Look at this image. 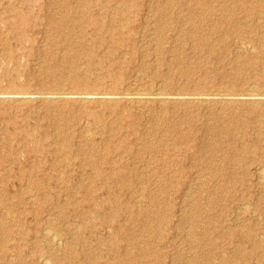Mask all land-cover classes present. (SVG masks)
<instances>
[{
  "label": "rangeland",
  "instance_id": "obj_1",
  "mask_svg": "<svg viewBox=\"0 0 264 264\" xmlns=\"http://www.w3.org/2000/svg\"><path fill=\"white\" fill-rule=\"evenodd\" d=\"M58 2L82 0H0V97L10 95L0 98V264H39L37 256L47 251L57 255L56 264H116L134 256L140 264H264V183L257 176L264 167L263 100L193 99L168 103L163 112L155 103L137 110L125 100L64 105V99L39 97L60 89L150 91L159 81L167 92L264 94V0H131L139 5L126 24L133 33L126 28L113 53L102 40L117 35L106 31L101 39L92 27L81 37L62 35ZM178 2L185 4L172 9L169 3ZM193 2L220 8L200 24L203 36L218 28L208 46L196 47V38L184 33L198 20L186 19ZM240 2L252 4V13ZM15 8L29 20L21 33ZM122 139L126 151L111 146ZM116 162L120 167L112 170ZM121 169L124 184L106 178ZM83 186L100 203L101 220L64 258L66 250L41 235L44 217L51 215L60 232L73 231L80 220L75 210L67 205L62 212L71 215L61 218L55 207ZM89 208L75 209L85 215ZM114 214L130 237L117 248V234L107 229Z\"/></svg>",
  "mask_w": 264,
  "mask_h": 264
},
{
  "label": "bare ground",
  "instance_id": "obj_2",
  "mask_svg": "<svg viewBox=\"0 0 264 264\" xmlns=\"http://www.w3.org/2000/svg\"><path fill=\"white\" fill-rule=\"evenodd\" d=\"M26 3L28 4L29 8L32 7V5H33L32 2H26ZM58 3L63 6V14L60 17V19L56 22V24H57L56 29H58L62 35H64L66 37L68 33L74 32V33L78 34V36L81 37L84 35L87 27H92L93 34L95 35L96 38L99 37L101 39V34L104 31L108 32L109 36L117 35L116 40H113V41H111V40H105L104 41V39L102 40V43H106L108 45V47L110 48L109 49L110 53H113L116 50L114 48V46H116L115 44L122 45V43L124 42V33H125L124 31L127 28L126 24H129L131 22L132 16L134 17L135 12H136V15L139 14V10H138L139 5L136 2H131V0H124V2H122L123 4H121V5H113V4H111V2H107L106 0H94V2H86V0H82V2H76V3L75 2H58ZM237 3H239V2H237ZM169 4L171 6H174V7H172V9H174V8L179 9V8H181L182 4H185V3L178 2V4L177 3H169ZM71 5L76 6L74 9L75 10L74 12L76 14L72 13ZM240 5L248 13H252L251 11L254 9L253 5L249 4V2H240ZM12 7L14 8L13 5H12ZM93 7H96V8H93ZM219 9L220 8L216 7L213 4H209L208 2H193L192 3V7H191L192 13H191V15H187L186 19L188 20L189 18H191V19L197 18L198 20L194 21L192 23V25H191V26H193L192 29L188 30V32L185 31L184 33L186 35L190 36L191 38H196L194 40L196 47H199L200 45H204V44L206 46H208L209 45V38H210L209 36L212 35L213 33L217 32V30H218L217 26L216 27L212 26V28L210 29L209 33H207L206 36L200 35V33H201L200 32V30H201L200 24L204 23L209 18V16H213L214 12H216ZM13 11H14L15 15L17 17H19L18 22H19L20 26L18 27V29H16V31H17V33L18 32L21 33L24 26L26 25V23H28L29 20L27 18V15L24 14L23 16H21V13L19 11H17L16 8ZM173 13H174V11H173ZM109 14H110V18L106 19V16ZM225 16H226V13L220 12V17L222 19H225ZM52 17H50V19H52ZM175 17L177 18L180 16L177 13ZM55 19L56 18H54V20ZM209 20H212V19L209 18ZM210 25H212V22ZM69 26H71V27H69ZM173 28H175V27H173ZM184 30L185 29L181 28L178 31H181V33H182ZM127 31L129 34L133 33L132 29L130 27L127 28ZM155 34L157 35V31H155ZM241 45H242V48L247 49V44H245V42H242ZM85 51L88 54L92 53V51L89 48H85ZM98 62L100 64L103 63L102 57H99ZM120 63H121V61H120ZM74 79H77V78H74ZM159 82L156 83L157 86L150 91H148L147 89L145 90L144 88H140V87L132 88L133 90H126L125 92H113V91L112 92H106V91H94L93 92L92 90L91 91H71V90L70 91L69 90L61 91V89H60V91H55V92H51L52 90L50 92H47L45 90L46 92H44V93L42 92V93H40V94L38 93V94L40 95L39 97H41L44 100H47L51 103H54V101H56V99H64V105H68V103L70 102L69 101L70 99H76V100H80V101L84 102V101H88V100L91 101L92 99H94L96 97L101 99L102 101L113 100L114 102H116L119 100H125V101L131 103L132 105H134V107L137 110H142L144 108H147L149 104L155 103L157 105L158 109L160 111H163V112L166 110L167 107H169V106H166V104H168V103H179V102L183 103L186 101L192 102L193 99H199V101H201V102H209L210 100H214V101H217L223 105L232 104L233 102H235L237 100L239 101L240 99H245L247 102H249L253 105L258 101H261V100L264 101V94H257L256 92L254 93L251 91L248 92L250 89L246 93H237L238 91L236 93L235 92L231 93V92H226V91H218V92L215 91L213 93H209V92H201V91H197V90H194V92H191V91L190 92H183V91L167 92V91H165L164 87H162V85H161L162 83H159ZM243 92H245V90ZM32 94H34V91ZM9 96L10 95L8 94V96H2V97L8 98ZM30 96L26 95L24 97L26 98V97H30ZM2 97H0V98H2ZM33 97H35V95ZM169 101H171V102H169ZM217 109H219V108H217ZM148 110H149V108H148ZM121 115H122V117H120V118H123L124 116H126L125 112H122ZM63 116H64V114H63ZM163 118L168 119V116L165 114ZM97 119H99V118H97ZM103 128L112 129L111 127H103ZM88 133H90V131ZM88 133H87V136H88ZM186 137H187V135L184 134L183 138H186ZM188 141H190V140H188ZM175 142L173 144H175ZM68 143H69V140L61 139V145H63L64 147L69 146ZM159 143H161V142H159ZM124 144H125V140L122 139V140H119L117 143L113 142L111 144V146H114V148L118 147L117 149H119V147H121V148L125 149V151H126V146ZM150 145L154 146L155 143H154V145L153 144H150ZM189 145H190V143H189ZM213 147L215 149L219 148L217 145H214ZM225 158L227 159V156ZM115 166H117V167L113 168L112 170H115L116 168L120 167V165H118L117 162L115 163ZM124 176H125V172L121 169L119 171L117 170V171L108 172V174L106 175V178L107 179H115V180H118L124 184L125 183V181H124L125 177ZM257 176L259 178L258 183L259 184L264 183V167L261 164L258 166ZM35 186H40V183L35 182ZM48 193H49V191L47 189H45L43 191V195H46ZM77 194H79V196L81 198H76ZM32 195H31V197H32ZM31 197H29V198H31ZM34 198H36V197L34 196ZM94 198H95V196L93 194V191L90 190L87 186H83L80 189H78L77 192H75V195H73L72 198H69V199L62 201V202L59 201L56 203L55 208L56 209L58 208L60 210V212H62L63 209H65L66 207L68 208L69 206H71L70 209H72V211L75 210V211H73V213L75 215H77L76 217H78L80 220H79V222L74 223V226H75V228L73 230L74 232L71 231L70 228H68L67 233L60 232L59 230H61V229L59 226H58L59 228L57 227L56 220L51 215H45L44 221H45L46 225H45V227L43 226L41 235L44 239L48 240L54 247L58 248L59 250H62V249L66 250L64 252L65 254L63 255L64 258L69 253H72L75 251L74 245L76 243H80V236L82 235V233H84V231L87 228H89V226L96 227L100 223V222H98L101 220L100 219V212L98 211V209L100 207V203L94 201ZM106 202L107 203L109 202V198H106ZM86 203H88V205L90 207L89 210H87V212H86L87 214H85V215L78 214L79 210L75 209V208H78V207L84 208ZM67 205H69V206H67ZM83 213H85V212H83ZM67 214L71 215L70 212L66 211V213L62 212L61 214H59V216L62 218L64 216H68ZM116 218H117L116 214L109 215L108 219L111 221V225H109L107 227V229H109V230L111 229V231H113L114 235H115V233L117 234V236H114L115 240L112 243V246L115 245L114 248H117L118 245L123 240H129L130 239V237H128L126 234V230L124 228H120V226L118 224H116V221H117ZM133 218L134 217L131 216V219H133ZM150 227L152 228V226H150ZM154 231H155V229H154ZM71 232H72V234H71V236H69L68 234ZM5 250H6V248L3 246L2 251H5ZM238 250L240 251V249H238ZM6 252H7V250H6ZM47 252H48L47 254H41V255L37 256V258L39 257V264H56L55 261H53V259L54 258L56 259L57 255H55V253L53 251H47ZM20 264H24V262L22 260H20ZM61 264H64V263L61 262ZM116 264H140V261L138 260V258H136L134 256V258L133 257H127L124 260H119L116 262Z\"/></svg>",
  "mask_w": 264,
  "mask_h": 264
}]
</instances>
